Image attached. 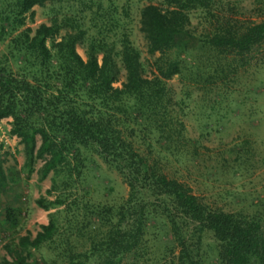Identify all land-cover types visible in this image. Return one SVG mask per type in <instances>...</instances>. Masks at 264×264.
Segmentation results:
<instances>
[{"label": "trees", "instance_id": "16d2710c", "mask_svg": "<svg viewBox=\"0 0 264 264\" xmlns=\"http://www.w3.org/2000/svg\"><path fill=\"white\" fill-rule=\"evenodd\" d=\"M47 1L58 7L49 23L19 29L33 18V6ZM219 2L162 0L141 8L147 49L159 53L149 76L125 24L101 0H0V39L9 36L0 54V119L11 117L9 133L22 144L27 171L40 158L38 179L52 173L46 193L55 196L40 195L35 202L45 210L56 208L34 236L26 232L5 244L11 260L0 264H45L42 254L34 255L45 245L54 264H126L127 259L151 264L150 228L170 234L178 248L175 253L170 247L174 258L163 264H264L260 214L211 205L151 157L154 146L178 151L183 139L167 80L180 72L169 52L191 35L189 11L201 8L212 18L203 41L219 54L242 58L264 44V18L218 15L211 7ZM114 26H120L117 41L107 38ZM78 44L84 45L85 58ZM121 69L124 80L114 85ZM136 136L148 138L147 152ZM89 152L99 154L126 183L127 196L117 205L71 196L69 188L83 180ZM2 159L0 154V227L16 228L22 209L6 198L11 186ZM206 233L216 244L207 245L214 255L205 263Z\"/></svg>", "mask_w": 264, "mask_h": 264}, {"label": "rangeland", "instance_id": "374dc122", "mask_svg": "<svg viewBox=\"0 0 264 264\" xmlns=\"http://www.w3.org/2000/svg\"><path fill=\"white\" fill-rule=\"evenodd\" d=\"M160 2L162 0H101L102 6L116 12L125 24L131 42L140 51L144 74L149 76L156 71L155 58L159 53L147 49L146 37L140 29V11L147 3ZM57 8L56 3L49 1L34 5L33 18H27L19 29L49 23ZM211 8L218 15L247 21L264 18V0H221ZM205 14L201 8L189 11L191 35L183 36L169 52L180 62V72L167 80L175 102L173 113L182 124L179 150L156 145L151 157L168 176L186 182L193 193L211 205L226 211L256 213L264 218V44L255 46L242 58L219 54L203 41L213 27L212 18H205ZM119 29L120 26H114L107 30L108 40L117 41ZM8 38L6 35L0 39V54L6 50ZM77 51L86 57L83 44L77 45ZM11 65L15 68L14 63ZM122 80L123 69L114 85L119 86ZM10 120L11 117L0 119V154L11 186L6 198L22 212L16 228L0 227V262L11 260L5 244L26 232L34 236L40 225L48 222V213L56 209L45 210L36 204L35 199L40 195L51 199L55 196V193H46L52 173L43 180L38 179L40 158L36 159L31 172L23 166V147L19 138L9 133ZM147 139L136 136L142 152H147ZM39 141L37 135V144ZM87 155L83 180L69 188L74 192L71 196L76 193L83 201L94 204L117 205L123 201L128 187L119 172L96 152ZM170 237L158 229L148 230V249L155 257L151 264L168 263L174 258L170 247L175 253L178 248ZM208 244H216L210 233L204 235L201 243L205 263L214 255L213 251L208 252ZM41 254L45 264L55 263L52 262L54 253L47 245L34 252L35 256ZM126 264L141 262L127 259Z\"/></svg>", "mask_w": 264, "mask_h": 264}]
</instances>
